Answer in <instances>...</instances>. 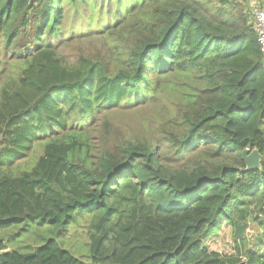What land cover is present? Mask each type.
I'll return each instance as SVG.
<instances>
[{
    "label": "trees",
    "instance_id": "obj_1",
    "mask_svg": "<svg viewBox=\"0 0 264 264\" xmlns=\"http://www.w3.org/2000/svg\"><path fill=\"white\" fill-rule=\"evenodd\" d=\"M84 18L114 36L115 69L60 54ZM149 102L174 106L160 136L110 126L112 111ZM100 123L114 141L92 158ZM246 148L260 168L247 169ZM260 207L264 53L242 2L0 0V264H245L246 238L229 253L206 242ZM83 222L77 256L67 233ZM45 224L49 237L16 239Z\"/></svg>",
    "mask_w": 264,
    "mask_h": 264
},
{
    "label": "rangeland",
    "instance_id": "obj_2",
    "mask_svg": "<svg viewBox=\"0 0 264 264\" xmlns=\"http://www.w3.org/2000/svg\"><path fill=\"white\" fill-rule=\"evenodd\" d=\"M243 4V12H252L257 6L264 7V0H239ZM93 28V25L92 27ZM88 29V22L86 19L78 20L77 25L71 26L74 29L71 37H69L65 43H61L59 52L60 54L68 59L70 62H76L80 55L89 56L94 60L102 61L105 65H109L111 68H116L117 65L113 62L114 50L116 47V41L114 36H102L103 32L99 31L98 25H94L96 31H90ZM2 56V54H1ZM174 106L172 104L164 105L163 103H145L137 104L133 107L125 109H116L112 111L109 116V124L112 128L117 129L118 133L126 135L129 138H143V137H157L160 136L159 126L162 122L168 123L173 117ZM105 124L100 123L95 126L94 132L91 135V143L93 144L92 158H97L99 156V148L101 143L105 140L108 143L114 141L111 137L106 136L104 139ZM112 129L109 130V133ZM42 146L38 145L34 148V153H32L24 161L17 163L20 166L18 170L22 168L29 167L32 162L31 158H34L39 153L42 152ZM95 160V159H93ZM254 206H256L254 204ZM257 220L252 221H242L241 224H248L245 232L244 238H246V243L243 247L244 257L247 262L245 264H255L253 261H249L248 253H254L261 255L264 253V207L259 208L255 211ZM90 224V221L86 219ZM20 231L21 235L16 237L17 240H28L37 239L40 236L49 237L51 235V229L48 224L41 226L26 227ZM85 224L84 222L77 227H71L70 231L67 233L68 248L77 256L86 254L89 251L88 246H85L88 242L86 239L87 234L84 233ZM24 235L25 237H21ZM236 230L232 225L228 224L225 219L222 223L221 228L211 234L207 240V245L213 250L229 253L234 251ZM20 244V243H19ZM24 244V243H22Z\"/></svg>",
    "mask_w": 264,
    "mask_h": 264
},
{
    "label": "water",
    "instance_id": "obj_3",
    "mask_svg": "<svg viewBox=\"0 0 264 264\" xmlns=\"http://www.w3.org/2000/svg\"><path fill=\"white\" fill-rule=\"evenodd\" d=\"M242 157L246 163L247 169L260 168L262 154L258 149L255 148L251 150L250 148H246L242 152ZM247 227V223L244 225L236 224V236L238 238L244 237Z\"/></svg>",
    "mask_w": 264,
    "mask_h": 264
},
{
    "label": "built area",
    "instance_id": "obj_4",
    "mask_svg": "<svg viewBox=\"0 0 264 264\" xmlns=\"http://www.w3.org/2000/svg\"><path fill=\"white\" fill-rule=\"evenodd\" d=\"M251 13L258 37V43L264 53V7L261 5L257 6L252 9Z\"/></svg>",
    "mask_w": 264,
    "mask_h": 264
}]
</instances>
